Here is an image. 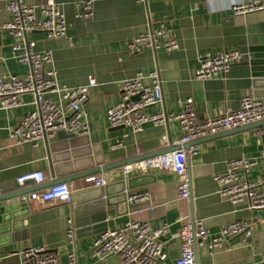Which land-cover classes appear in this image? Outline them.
<instances>
[{
	"label": "crops",
	"instance_id": "0c3cea01",
	"mask_svg": "<svg viewBox=\"0 0 264 264\" xmlns=\"http://www.w3.org/2000/svg\"><path fill=\"white\" fill-rule=\"evenodd\" d=\"M23 1L40 7L50 0ZM53 1L64 11L68 35L51 38L44 31L37 30L29 32L27 38L35 41L36 51L51 52V66L56 70L59 85H86L91 75L96 79L97 83L90 86L83 105V119L89 125L90 133L78 135L59 131L54 136L45 135L36 145L17 142L10 137V129L25 111L36 109V95L25 93L20 96V103L14 106H4L0 100L2 195L25 194L47 188L54 176L148 155L170 146L176 147L174 150L181 148L182 145L176 141L184 132L175 120L148 122L140 131L129 127L114 129L109 124L107 110L119 100L121 82L137 72L147 75L157 70L160 75L162 101L150 106L148 113H177L183 109L185 100L191 97L198 117L204 119L228 109H237L245 95L264 99V77L254 76L251 65L247 63L252 57L251 49L264 46V9L240 15L232 10L233 5L251 0H147L145 4L139 0H95L93 14L88 18L77 15L81 11L79 0ZM10 20L6 0H0V23ZM161 23L166 24L176 37L178 48L128 50L130 40ZM14 42L8 29H0V76H23L28 69L26 63L13 57ZM228 49H239L246 58L233 64L225 74L204 79L195 76L200 53ZM143 80L146 83L150 81L148 77ZM196 141L183 145L197 146V151L187 156L191 201L178 198V177L171 171L153 170L125 176L122 166H119L101 174L105 175L108 183L130 180L131 189L150 193L156 209L137 217L153 226L162 222L170 225V232L163 240L168 255L165 264H173L180 255L182 223L179 219L186 213L190 214L191 206L194 217L202 219L214 234L236 220L246 222L249 231L247 235L229 237L221 248L211 250L207 246H197L196 264H260L264 253V209H249L245 204L230 201L220 193L221 187L214 175L225 171L227 161L248 157L255 159L256 164L248 172L240 173L259 181L264 176V126L194 144ZM36 171L45 174V181L36 184L29 180L25 187L19 186L18 177ZM71 184L73 192H79L80 211L97 205L100 192L92 189L87 177ZM119 186L113 185L109 189L115 202L119 200ZM21 194L7 201L15 202ZM21 204L30 206L28 219L21 229L12 230L9 240L0 245V264H21V252L38 246L57 254L62 264L69 263L67 253L73 249L77 253L78 264L120 263L115 254L98 257L94 253L93 242L102 233L96 228L103 225L101 223H107L108 229H112L126 220L123 201L113 206L119 215L106 222L82 226L73 243L69 242L66 233L67 220L72 217L75 223L77 218L73 200L72 203L32 200Z\"/></svg>",
	"mask_w": 264,
	"mask_h": 264
},
{
	"label": "built area",
	"instance_id": "2783aa9c",
	"mask_svg": "<svg viewBox=\"0 0 264 264\" xmlns=\"http://www.w3.org/2000/svg\"><path fill=\"white\" fill-rule=\"evenodd\" d=\"M94 1L79 0L81 11L77 15L90 17L93 14ZM139 1L142 4L147 2ZM6 8L11 14V20L0 23V29H8L11 32L15 40L12 46L13 57L26 63L28 69L23 76H0V100L4 106H14L20 103L21 95L35 93L37 105L35 110L25 111L20 116L18 122L10 129V137L17 142H31L36 145L45 135L54 136L59 131L78 135L89 134V125L83 119V105L88 98L90 86L96 85V79L91 75L86 85H59L56 70L51 66V52L36 51L35 41L27 38L29 32L37 30L44 31L51 38L67 36L68 26L64 11L53 0L40 7L29 5L23 0H6ZM263 9L264 0H251L232 6L236 15ZM178 46V40L164 23L146 29L127 43L130 52H137L146 47L174 50ZM198 58L199 66L195 76L204 79L227 73L233 64L243 61L246 54L239 49H228L216 53H200ZM145 77L150 79L148 83L144 82ZM162 97L158 71L152 70L147 75L137 72L133 77L121 82L119 100L107 110L108 122L112 127L124 125L134 131H140L148 122L164 123L167 120H175L184 132L176 143L183 145L204 136L264 120V99L252 95L243 96L237 109H228L204 119L198 117L191 97L185 100L183 109L177 113H148L147 109L159 104ZM196 151V145L190 146L188 150L181 147L172 152L126 164L122 166V172L125 176L153 170L174 172L178 177V198L188 200L190 178L187 173V156L188 153ZM255 164L256 160L248 157L231 159L227 161L225 171L216 173L214 179L220 184V193L230 201L245 204L249 209L260 210L264 209V176L259 181H253L240 173L248 172ZM45 178L42 171H36L18 177L17 182L20 187H25L29 180L38 184L45 181ZM87 181L95 187L108 184V179L101 173L89 175ZM2 193L0 187V194ZM125 194L126 220L120 226L108 229L95 238L94 253L102 258L115 254L119 257V264H165L168 255L161 237L170 232V225L162 222L153 226L149 221L137 217L147 211H154L157 207L147 190L126 188ZM32 200L72 203V184L59 182L44 189L32 190L17 196L15 202L27 204ZM179 221L182 223L179 233L180 255L173 264H196L195 246H207L214 250L223 247L229 237L249 233L248 224L238 220L224 225L216 234L210 231L202 219H192L189 213L183 215ZM66 233L69 242L73 243L76 227L72 217L67 220ZM67 257L68 264H78L75 249L68 251ZM21 264L62 263L57 254L38 246L26 248L21 252ZM260 264H264V253Z\"/></svg>",
	"mask_w": 264,
	"mask_h": 264
},
{
	"label": "water",
	"instance_id": "95a60500",
	"mask_svg": "<svg viewBox=\"0 0 264 264\" xmlns=\"http://www.w3.org/2000/svg\"><path fill=\"white\" fill-rule=\"evenodd\" d=\"M251 51H252V57L249 59V61L247 63H249L251 65L252 74L256 77H264V46L253 47L251 49ZM262 126H264V120H261V121L255 122V123H251V124H248L245 126L221 131V132L215 133L213 135L198 138V139H196L197 141L194 142V144L198 143L200 141L216 139L218 137H222V136L232 134L235 132L249 130V129L251 130V129L262 127ZM123 127H125V126L120 125V126H115L113 128L118 129V128H123ZM71 136H74V134H71ZM190 142H192V141H190ZM190 142H188V143H190ZM191 144L192 143H190L189 145H191ZM183 145H182L183 148H185L186 150L189 149V146H183ZM174 149H176V147L170 146L163 151H156V152L150 153L148 155H140L138 157H134V158H130V159H124V160L117 161L114 163L102 164V165H98L95 167L93 166L91 168H87V169L81 170L79 172L68 174V175L54 176V178L51 179L48 186H51V185L59 183V182L71 183L72 181H75L77 179L86 178L89 175L106 172V171L114 169L116 167L124 166L126 164H129V163L141 160V159H145V158H148V157H151L154 155L166 153V152L172 151ZM187 173H188L189 178H190L188 163H187ZM113 185H120L117 188L118 189L117 192L119 194V200L117 202L114 201L113 194L109 190L110 187H112ZM125 185L128 186V188H130V189L133 188V186L130 184V180L127 182L121 180V181H117L115 183L114 182L108 183L105 186H100V187L91 186V187H93L92 189L98 190L100 192V194L97 196V202H96L97 205H95L93 208H91L89 210H82V211L79 210L78 201H77L78 200L77 196H78L79 192L74 191L73 192V204H74V212H75V215L77 216V218L75 219V226L78 228L76 230V232H79V230L82 226H90L92 224H96L99 222H106L109 219H113L114 217L119 215L120 213L118 214L116 212V209L113 208V206L115 207L118 204V202L123 201V203H125V205H126L125 213H126L127 212V202H126V194L124 192V190L126 188ZM21 193H24V192H18L15 194H7V195L6 194H4V195L0 194V245L5 244V240H9V238L11 237V231L12 230L18 229V228L21 229L22 224H24L28 219L27 216L30 212V206L29 205H23V204H20L18 202L7 201V200H10L11 198H13L14 196H16L17 194H21ZM189 200L190 201L192 200L191 191H190ZM5 201H7L8 203L2 204ZM191 210H192L190 212L191 218L194 219L195 217L193 214L192 206H191ZM84 211L88 215L84 214ZM91 212H95V213H91ZM82 215H85V216H82ZM101 224H103V225L96 227V228H98L97 230H100L101 232H103V231L105 232L108 229V224L107 223H105V224L101 223ZM87 228H90V227H87ZM164 239H165V237H161V240H164ZM196 250H197V246H195V252H196Z\"/></svg>",
	"mask_w": 264,
	"mask_h": 264
}]
</instances>
